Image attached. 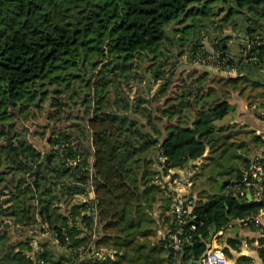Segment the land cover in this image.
I'll return each instance as SVG.
<instances>
[{"label":"trees","instance_id":"1","mask_svg":"<svg viewBox=\"0 0 264 264\" xmlns=\"http://www.w3.org/2000/svg\"><path fill=\"white\" fill-rule=\"evenodd\" d=\"M203 1L213 0H0V264H66L64 255L54 258L47 243L39 244L43 250L33 258L31 238L12 240L13 227L35 225L72 248L89 244L91 232L100 229L96 244L121 253L96 264H169L166 242L150 240L154 225L175 228L173 215L167 214L168 188L159 182L170 169L200 158L201 168L212 165L218 188L227 192L200 193L194 208L198 227L183 248L185 260L200 259L214 228L228 233L232 220L248 222L264 208V202L242 195L251 162L234 149L233 138L243 130H231L237 122L217 123L235 110V96H243L260 116L264 79L256 71L263 69L262 45L237 65L228 59L237 74L213 76L219 88L206 83L207 71L196 77L186 90L188 98L163 109L169 116L189 111L177 125H162L147 108L144 125L115 109L125 97L111 102L112 90L119 91L133 73V60L148 53L158 57L168 39L166 27ZM223 1L264 10V0ZM221 51L223 57L229 53L226 46ZM159 73L158 68L154 75L159 78ZM101 88L107 94L98 98ZM36 113L47 120L38 124L43 136L49 131L45 150L21 125ZM245 133L264 149V139L254 130ZM234 160L240 168L231 165ZM223 175L233 178L223 181ZM92 191L99 201L96 227L88 215L94 199L84 201ZM157 203L158 219L151 212ZM83 229L88 236L78 238ZM224 252L234 258L228 248ZM259 254L264 260L263 240Z\"/></svg>","mask_w":264,"mask_h":264},{"label":"rangeland","instance_id":"2","mask_svg":"<svg viewBox=\"0 0 264 264\" xmlns=\"http://www.w3.org/2000/svg\"><path fill=\"white\" fill-rule=\"evenodd\" d=\"M165 31L168 39L160 46L159 56L155 57V54L150 53L144 54L142 57L137 56L132 62L133 73L124 80L119 91L112 90L111 94L113 103L119 101L118 97L126 98V101H121L120 104L115 103V109L128 112L130 117H135L144 125L147 123V117L142 112L144 108L151 111L153 116L159 117V122L162 125H177L181 114L189 115V111L185 110L181 114L169 116V112L163 113V109L168 108L170 103L188 98L189 96L185 95L186 90L191 86L190 83L202 73L207 71L206 83L217 88L220 87L216 79L218 76H235L237 69L231 68L226 63L228 59H234V63L237 65L242 57H248L255 45L258 47L262 45L264 48V10L240 9L235 4H227L223 0L203 1L192 4L187 12L175 19L166 27ZM223 46H226L229 52L226 57L222 56L221 48ZM251 60H257V58L252 57ZM158 68L161 69L159 78L154 75ZM256 73L260 74V79H264V62L263 69H258ZM213 76L216 78L213 79ZM101 90L102 88L99 90L98 98L107 94ZM234 94L237 95V93ZM235 97L240 101L245 99L243 96ZM221 98H223L222 95ZM249 108L251 109L250 106ZM234 112V110L231 111L225 119L219 120L217 123H227V120H233ZM251 113L255 114L254 111ZM46 122L44 114L36 113V117L21 123L29 129V138L41 150L49 147L47 141L49 131L43 136V132L38 130V124ZM239 129H242L244 134L238 133L233 138L236 143L234 149H237L240 155L251 157L258 152L259 147L252 142L253 135L248 136L245 132L253 130V127L248 124H238L231 130L239 131ZM167 133L168 130L164 129L163 135L166 136ZM241 143L247 145L237 148ZM153 153L154 150H151L150 154ZM229 164L228 161L227 165ZM231 165L238 169L241 167V162L234 160ZM224 167L227 168L226 165ZM215 177L212 165L205 169L200 167L199 175L195 179V192L189 195H196L199 200L202 191L218 192L219 188L216 186ZM232 178V175L222 176L223 181ZM164 181L168 180H163V183H165ZM165 186L168 188L169 184L166 183ZM219 191L226 192L221 189ZM151 212L153 216L159 217L160 211L153 209ZM41 227L35 225L23 228V230L13 227L10 229L12 240L18 242L31 238L32 243L38 247L40 243H47V247L57 259L61 256L63 249L53 232L48 229L47 232H43ZM154 228L155 234L150 236V240L155 243L161 238L163 228L156 227V225ZM102 234L99 229L97 235L100 237ZM233 254L236 256L237 253Z\"/></svg>","mask_w":264,"mask_h":264},{"label":"built area","instance_id":"3","mask_svg":"<svg viewBox=\"0 0 264 264\" xmlns=\"http://www.w3.org/2000/svg\"><path fill=\"white\" fill-rule=\"evenodd\" d=\"M259 118L264 121V109H260ZM199 160L191 161L190 165L179 168L170 169L166 177L171 183V189H168L169 195L172 197L171 213L175 220V228L163 233L161 239L166 242L169 252V264H197L196 260H185L183 248L185 243L190 240L191 233L197 230L198 219L194 208L197 205L196 199L187 194L189 188L192 187L195 176L194 164ZM248 174L251 179H248ZM246 177V191H251L253 200L264 202V151L256 154L251 162L249 173ZM246 191L242 195L247 194ZM94 199L88 211V215L93 217V227H96L99 222L98 199L96 200L93 191L90 197L84 199ZM264 212V208L262 210ZM87 230L83 229L78 238L87 237ZM90 237L89 244L80 245L77 247H63L61 255L67 258L66 264H96L107 261L116 260L120 255V251L113 247L96 244V239L99 238L94 229ZM43 248L33 244L31 251L32 257H36ZM200 264H234L229 257L221 250L208 248L199 259ZM39 264H52L50 261L39 260L35 261Z\"/></svg>","mask_w":264,"mask_h":264},{"label":"crops","instance_id":"4","mask_svg":"<svg viewBox=\"0 0 264 264\" xmlns=\"http://www.w3.org/2000/svg\"><path fill=\"white\" fill-rule=\"evenodd\" d=\"M233 103L235 104V110H234L235 117L231 121L227 120L228 121L227 123L237 122V124L251 125L253 127V130L256 132V134L261 136L264 139V121L261 120L257 116L255 117V114L251 113V109L249 108V105L245 100L240 101V100H237L235 97L233 100ZM257 151L258 152H256L250 157V162H252V159L256 154L262 153L264 149L262 147H259ZM208 154H209V150L206 152L205 155H208ZM198 160L199 162L196 165L194 164L193 166V169L195 170V176L193 179L192 187L189 188L187 194L195 192V181H196L195 179L197 178L196 175L197 173L199 175L200 167L202 166V163H203L202 158ZM250 166H251V163H250ZM246 170L247 169H245L244 171ZM163 180H168V181H164L165 183H163ZM159 183L163 184L164 189H165L166 183H168L169 184L168 189H171V183L169 182V179L166 176H163ZM216 186H217V183H216ZM246 192H247L246 197L248 198V196L251 195L250 194L251 191H246ZM220 193H223V192H220ZM167 195L168 197L171 198V204H172L171 195L169 194ZM193 197L196 199V202H198L196 195H194ZM248 200L249 201L253 200L252 195H251V199L248 198ZM156 210L160 211L159 203H157V205L155 206V211ZM261 210L259 214L253 220H249V221L247 220L248 222H243L242 220H239V219L232 220L228 226L229 227L228 233H226L224 229L218 230L217 228H214L216 230L215 231L214 229L212 230L211 235L208 240L209 248L219 249L223 252L225 248H228L232 253H237L236 256H234V258H230L224 252L234 264H264V260L261 258L259 254V249L261 248V240H263L264 242V212ZM167 214L172 215L171 209ZM167 227H168V224H166L165 226L161 224V228H163V230H161V235H160L161 237L163 233L171 230V229H167ZM229 237H231L233 240H237L238 242H236V244L229 242L228 241ZM239 257L249 259V262L248 260H245L242 263L241 262L239 263L237 262Z\"/></svg>","mask_w":264,"mask_h":264},{"label":"water","instance_id":"5","mask_svg":"<svg viewBox=\"0 0 264 264\" xmlns=\"http://www.w3.org/2000/svg\"><path fill=\"white\" fill-rule=\"evenodd\" d=\"M248 198L251 199V195H249ZM215 230H216V229H214V231H215ZM196 263H197V264H200V261H199V260H196Z\"/></svg>","mask_w":264,"mask_h":264}]
</instances>
